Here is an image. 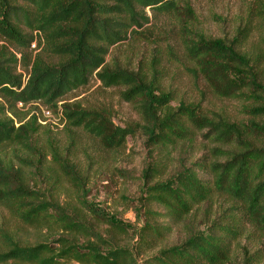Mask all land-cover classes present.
I'll use <instances>...</instances> for the list:
<instances>
[{"label": "trees", "instance_id": "1", "mask_svg": "<svg viewBox=\"0 0 264 264\" xmlns=\"http://www.w3.org/2000/svg\"><path fill=\"white\" fill-rule=\"evenodd\" d=\"M251 4L260 15L229 39L191 30L195 13L187 0H0V41L8 44L0 46V206L15 226H0V264H264V0ZM160 15L182 26L195 75L242 103L240 118L210 115L194 102L174 104L157 69L149 75L107 63L112 46L151 41L153 18ZM256 27L261 41L246 48ZM34 42L41 52L32 56L26 50ZM93 79L125 88L121 95L136 107L151 151L136 208L145 218L129 245L61 203L50 167L81 196L88 179L68 150L51 139L42 142L41 130L51 132L50 124L17 106L40 103L57 115L59 109L65 128H80L109 149L123 148L134 130L115 125L105 111L65 102ZM199 137L211 148L194 159ZM90 208L129 236V224ZM23 228L35 238L22 237ZM175 231L182 237L167 243Z\"/></svg>", "mask_w": 264, "mask_h": 264}, {"label": "rangeland", "instance_id": "2", "mask_svg": "<svg viewBox=\"0 0 264 264\" xmlns=\"http://www.w3.org/2000/svg\"><path fill=\"white\" fill-rule=\"evenodd\" d=\"M251 1L187 0L195 13L188 26L191 30L212 38L230 39L239 27H245L248 23L253 24L252 16L260 15L256 11L251 12ZM148 13L152 15L150 11ZM258 21L256 20V24ZM152 24L155 26L156 33L151 41L129 40L112 46L107 63L133 71L142 70L149 75L152 69H157L162 90L175 98L174 104L182 100L194 102L210 115L216 114L229 119L240 118L242 116L240 101L217 94L202 76L195 75L193 71L195 65L184 54L182 26L178 21L176 22L170 16L160 15L153 18ZM256 29L246 42L248 46L246 48H255L261 41L260 32L263 31L257 27ZM4 44L7 43L1 40L0 46ZM11 50L18 53V57L22 54L13 47ZM26 51L32 56L41 52L36 42ZM43 55L51 62L59 61L58 58L48 56L44 52ZM18 72H23V69L19 68ZM124 90V87L106 88L100 81L93 79L89 85L80 87L65 97V102L68 104L105 111L112 117L115 125L134 130L123 148L109 149L99 139L90 136L82 129L65 128L64 123L60 122H57L58 125L49 126L51 132L41 131L42 142L51 139L63 149L64 153L68 150L71 158L77 162L81 174L88 179L87 193L81 196L80 191L67 180L65 175L54 168L51 162V166L54 167H50L48 175L55 183L61 203L70 207L79 217L89 220L106 236L112 232L111 236L116 241L129 245L130 237L145 218L141 213H137L136 208L139 206L143 184L142 173L151 151L148 148L147 135L140 127L143 121L136 107L123 99L121 94ZM17 106L22 112L31 110L32 113L36 112L43 118L41 112V108L45 107L43 104L34 103L23 107L22 103H18ZM210 148L211 144L199 137L191 158L204 156V152ZM200 174L206 179L209 177L205 171L200 170ZM94 205L129 224V236L100 220L90 208ZM153 208L157 209V206ZM0 226L15 228L7 210L1 206ZM19 233L27 239L35 238L30 228H23ZM180 237L182 234L175 231L168 238L167 243L171 244ZM246 243L247 241L243 240V244Z\"/></svg>", "mask_w": 264, "mask_h": 264}, {"label": "built area", "instance_id": "3", "mask_svg": "<svg viewBox=\"0 0 264 264\" xmlns=\"http://www.w3.org/2000/svg\"><path fill=\"white\" fill-rule=\"evenodd\" d=\"M42 117H39V121L43 124H50V125H58L57 122L64 123L65 121L61 122V111L58 109V115L53 112L50 108L43 107L41 108Z\"/></svg>", "mask_w": 264, "mask_h": 264}]
</instances>
